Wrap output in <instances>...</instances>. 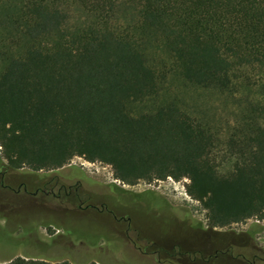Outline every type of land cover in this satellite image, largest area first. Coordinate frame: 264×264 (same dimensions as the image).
I'll list each match as a JSON object with an SVG mask.
<instances>
[{"label": "trees", "instance_id": "1", "mask_svg": "<svg viewBox=\"0 0 264 264\" xmlns=\"http://www.w3.org/2000/svg\"><path fill=\"white\" fill-rule=\"evenodd\" d=\"M164 64L233 116L148 108ZM74 156L126 184L187 178L210 229L264 219V0H0V160L50 171Z\"/></svg>", "mask_w": 264, "mask_h": 264}, {"label": "rangeland", "instance_id": "2", "mask_svg": "<svg viewBox=\"0 0 264 264\" xmlns=\"http://www.w3.org/2000/svg\"><path fill=\"white\" fill-rule=\"evenodd\" d=\"M145 59L149 65L155 67H160L161 62L163 63L162 56L151 51L145 53ZM164 66L158 79V91L141 97V101L148 108L156 109L164 104H174L214 125L233 116L235 104L225 101L218 93L209 89H188L177 72L168 69L170 65ZM125 102L128 106L137 103L134 98H128ZM70 163L97 180L115 183L128 191L140 192L146 188L155 191L159 200L165 201L172 208L177 220H158L153 216L167 212L165 207L158 208L156 199L152 205L155 209L143 211L140 206L132 204L129 197L126 200L120 197L124 202L117 201L118 196L111 194L93 197L118 207L131 217V227L140 226L139 224L143 230L147 226L151 227L142 235L148 236V240L155 243L145 244V240L138 241L136 245L141 246V250L137 252L129 243L119 242L116 246L114 244L115 240L124 241L123 231L126 228L125 221L119 217L122 213L117 210L116 215L109 211L77 210L76 205L68 201H65L68 207L65 210L60 207V200L51 195L44 199H40L39 195H27L11 199L8 203L0 201V264L20 257L43 260L46 264L60 263L63 260L71 264H150L139 258L140 253L154 249H158L162 261L157 260V254L147 256L155 264H264V219L250 218L230 226L215 227L212 229L213 233L196 235L185 224L184 219L182 222L178 219L187 213L204 229L207 225L205 210L200 202L186 193L188 180L165 178L149 183L139 181L126 184L113 177L109 164L89 162L79 156H74ZM91 202L99 205L98 201ZM128 212L133 214L129 215ZM71 226L77 233L67 232V229L71 230ZM129 231L135 238L134 230L130 228ZM183 236L186 237L185 240H182ZM175 244L177 249L181 245V251L187 253H179L178 250L175 253ZM196 249L200 252L191 254Z\"/></svg>", "mask_w": 264, "mask_h": 264}, {"label": "flooded vegetation", "instance_id": "3", "mask_svg": "<svg viewBox=\"0 0 264 264\" xmlns=\"http://www.w3.org/2000/svg\"><path fill=\"white\" fill-rule=\"evenodd\" d=\"M73 166L75 165L69 163L65 166L57 168L56 170L31 171L26 167H21L19 169L8 168L5 163L0 160V201L3 203L4 201L8 203L11 199L15 200L17 198H23L27 195L31 197H36L39 195L41 196L40 199H44L46 196L51 195L60 200V207L65 210L68 209L65 201H68L70 204H75L77 210L93 209L100 212L105 210L112 212V210L108 208L109 205L106 201L100 199L96 200L93 199V197H102L107 194H111L116 197L119 194L117 191H114L117 185L112 182L105 183L97 180L96 178L85 174L82 170V172L76 170ZM134 193L139 194L129 195L124 192L122 193V196L125 200L127 197H129V200L132 204L134 202L135 204L138 202L143 211L155 209L152 205L153 201L156 199L158 208H160V206L165 207L167 208V212L153 216H156L158 220H162L163 218L177 220V216L174 214L172 208L165 201L159 200V196L155 191L146 188L140 192ZM91 201H98L99 205H96ZM75 202H77V204ZM128 214L131 215L133 213L128 212ZM119 217L126 223V228L123 231V236L125 239L124 241L115 240V246L119 242H125L129 243V245H131V247L135 248L137 251L139 249L141 250V246L136 245L138 241L145 240V244L155 243V241L148 240V236L142 235L146 229L151 228L150 226H147V228L144 230L141 224H139L140 226L131 227V217H128V215L123 212L121 215H119ZM178 219L180 222H182L181 220L184 219L185 224L188 225L192 231L196 232V235L206 234V232H214L212 229L208 228L207 225L204 229L197 220L192 219L187 213L184 214L183 218ZM130 228L134 230L135 238L130 235ZM183 239L185 240L186 237L183 236L182 240ZM180 246L179 249L181 248ZM173 248L175 253L177 250L179 253H187L185 251H181V249H177L176 244L173 245ZM196 252L199 253L200 250L196 249L191 254L195 255ZM92 253L94 254V251H91V254ZM140 254L141 257L139 258L146 260L150 264H155V262L147 256L148 254H157V260L159 262L162 261L158 255V249H154L153 251H142Z\"/></svg>", "mask_w": 264, "mask_h": 264}, {"label": "built area", "instance_id": "4", "mask_svg": "<svg viewBox=\"0 0 264 264\" xmlns=\"http://www.w3.org/2000/svg\"><path fill=\"white\" fill-rule=\"evenodd\" d=\"M167 178L171 180V177H167ZM184 179L187 180V178H184Z\"/></svg>", "mask_w": 264, "mask_h": 264}]
</instances>
